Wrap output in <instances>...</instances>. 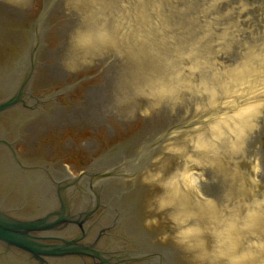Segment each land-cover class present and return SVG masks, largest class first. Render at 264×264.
I'll list each match as a JSON object with an SVG mask.
<instances>
[{
  "label": "rangeland",
  "instance_id": "1",
  "mask_svg": "<svg viewBox=\"0 0 264 264\" xmlns=\"http://www.w3.org/2000/svg\"><path fill=\"white\" fill-rule=\"evenodd\" d=\"M43 8L47 9L43 21L29 26L25 35L14 32ZM139 8L143 9L141 17L136 16ZM123 14L129 15L128 22L116 19ZM0 19V34L31 41L32 46L38 41L34 47L53 62L60 77L66 78L72 71L94 72L89 81L97 86L86 92L83 105L77 108L88 128L103 129L107 122L120 120L132 134L140 131L133 143L120 151L131 160L124 165L126 172L132 173L130 178L108 175L123 214L138 231H166L170 244L160 245V249L181 264H237L230 256L216 254L223 246L217 235L230 226L236 253L245 256L243 264H264V223L248 229L241 222L251 210L244 209L245 205L252 208L255 199L264 198V95L252 101L263 80L258 79L257 86L242 83L238 88L229 83L224 86V80L218 79H229L227 70L242 62L248 64L240 70L261 71L264 0H0ZM90 26L93 29H83ZM79 29L91 34L86 41L102 42L85 51L74 43ZM51 32L55 39H50ZM42 41L61 45L48 51ZM195 55L198 64L192 63ZM169 73H186L193 85L179 87L174 95L165 89L167 95L157 96L154 81H163ZM198 78L201 88L195 85ZM216 82L218 87H212ZM159 87L163 85L156 89ZM228 91L233 95L228 96ZM222 96L239 106L248 100L256 105L258 111L252 115L253 126L245 134L244 148L235 153L220 146L215 166L204 165L202 170L189 167L190 172L201 174L202 181L186 182L185 204L173 194L167 197L165 182L179 186L182 168L192 167L187 155L199 154L187 139L189 132L194 126L205 129L215 115L231 112L228 104L217 105ZM182 119L187 135L183 141L169 138L157 142L156 136L169 123L178 124ZM169 145L173 148L167 149ZM119 159L117 155L103 165ZM256 164L257 173L251 180ZM149 173L152 177L147 179ZM249 179L253 186H246ZM121 180L125 183L116 184ZM162 198L169 204L161 206ZM155 200L159 204L156 210ZM189 209L195 214H188Z\"/></svg>",
  "mask_w": 264,
  "mask_h": 264
},
{
  "label": "flooded vegetation",
  "instance_id": "2",
  "mask_svg": "<svg viewBox=\"0 0 264 264\" xmlns=\"http://www.w3.org/2000/svg\"><path fill=\"white\" fill-rule=\"evenodd\" d=\"M17 31L25 34L22 27H19ZM47 43H49L48 51L55 50L59 44L58 41H47ZM11 49H9L11 59L20 61L23 57L22 49ZM40 65V62L36 65L34 77L28 86L29 94L27 96L29 98L25 101V105L34 107L36 112H24V107L21 105L17 107L18 111L13 113L12 118L5 113H0V135H5L2 139L6 140V143H0V165H6V171L5 169L0 170V202L5 204L6 201V207L9 206V208L7 207L8 214L21 219L45 216L46 213L56 208L59 192L66 196L71 208L76 201L75 197L85 203L86 192L75 193V185L66 175L67 172L63 166L68 164V168L71 167L74 173L89 170L96 174L102 167L98 164L104 163L108 157L114 155L120 148L127 146L135 137L134 134L130 135L127 129H122L114 123L109 124L112 130L106 129L97 132L70 126L59 128L52 124L40 131L39 129L31 131L32 120H50L49 116L56 114L57 110L74 107L76 100H82V95L90 86L86 81L82 82V85H78L72 81L73 78L70 81L66 79L60 85L43 86L39 79L40 68L42 70L48 64ZM86 75L77 74L76 77L81 79ZM73 77L75 78V75ZM76 86L74 94L69 95L68 91ZM49 96H54V98L48 100ZM46 98L47 100H41ZM37 99H40L39 104ZM95 223L92 221L91 224H86V228L91 226V230L87 236L79 238L78 242L84 245L96 242L98 244L95 245L96 247L108 250L113 258L125 259L138 251L139 244L142 243L134 238L142 237L145 234L156 236L161 233L159 230L128 232L122 229L107 233L106 231L102 232V229H93ZM56 235L78 238L80 231L78 227L77 230H74L72 226L66 225L64 229L56 231ZM150 243L154 245V242ZM155 243H158V248H160V242L156 241ZM125 250L134 253L129 256ZM135 256L137 257L138 254ZM47 260L48 263L43 264H103L97 258L81 256ZM122 262L113 261L108 264H127ZM0 264L41 263L25 251L9 250L0 246ZM134 264L142 263L135 262Z\"/></svg>",
  "mask_w": 264,
  "mask_h": 264
},
{
  "label": "bare ground",
  "instance_id": "3",
  "mask_svg": "<svg viewBox=\"0 0 264 264\" xmlns=\"http://www.w3.org/2000/svg\"><path fill=\"white\" fill-rule=\"evenodd\" d=\"M93 1V0H91ZM143 9L139 8L137 9L136 16H140L142 15ZM128 17L126 14L123 15H118L117 16V20L120 22H128ZM83 28V27H82ZM83 29H87V30H91L93 29V26L87 27V28H83ZM98 30V29H97ZM133 31H136L135 35H138L137 31L138 28L134 29ZM88 32V31H87ZM91 34L85 33L84 30L79 29L76 32V40L74 41V43L78 46L83 48L85 51H88V49L93 48L97 43H101L102 41H86L85 37L90 36ZM81 40V41H80ZM96 40H99L98 38ZM261 51V49H260ZM199 55V52H198ZM246 57V56H245ZM194 60H192V63L198 64L197 61V56L195 55V58H193ZM248 62H242V63H238L235 64L232 68L227 70V74L228 78L227 80L222 79V78H218L221 82L224 80L223 85L227 86V83H229L231 85V87H237L238 88L240 86H242V83H248L250 86L251 84H255L256 86L258 85L259 81L258 79L263 80V82H261V86L258 90L260 91H255L254 90V95L252 97L253 98L252 101L257 100L261 95H264V59L263 61L259 64V68L261 69L260 72H256L255 68L252 69H248L245 68L240 70L238 68H240L241 66L247 65ZM193 66V65H192ZM191 68V67H190ZM255 71V73H253ZM199 77L204 78V76L201 74V72H199ZM188 74L183 73L182 75L178 76V74H172L169 73V76L167 78H165L163 81H160L158 79H156L154 81L155 85V90L157 92V96H161L160 94H170V95H174L176 93V91L178 90L179 87L182 86H187V83L190 85L193 83L189 80ZM262 76V78H261ZM232 77V79H230ZM217 79V77H216ZM235 80H237L238 82L236 83ZM260 80V81H261ZM163 85V87H159V89H156L158 85ZM220 84V83H219ZM196 87L201 88V81L200 78H198V80H196L195 82ZM240 85V86H239ZM212 87L217 88V82H216V86L212 85ZM165 89L168 90L167 94L165 92ZM159 93V94H158ZM228 96L229 95H233L232 93H230L229 91L227 92ZM215 98V97H214ZM213 95L210 96V100L214 101L213 99ZM222 98L224 99H220L218 100V106H222L224 104H228L227 109H230V113H227L225 115H215L214 117H212L211 122L209 124H207L202 128L201 127H197L194 126L195 128H193V131H191L192 133L189 132L190 137H187L188 141H190L193 145V148H196L197 150H199V154H196V156L193 155H187V160L189 159L190 162L192 163V167L191 166H184L182 168V170L180 171L181 175L178 178L179 181V186L172 181H166L165 182V195H167V197L175 195L177 198H183V202L184 204L186 203L185 200V187L186 182L187 183H201L202 178H201V174L200 173H196V172H190V168H198L199 170H202L204 165H208V164H214V166L216 165V161L218 159L219 153H220V146L226 148L227 150H232L235 153L236 152H241L243 147V142L245 139V134L247 133V130L249 128H251L253 126V118L252 115L257 113V108L254 107V102L251 103V101H247L248 103H244L242 106H239V103L236 101H232L230 99H227V97L222 96ZM248 98H246L247 100ZM234 102H236L234 104ZM201 105V104H200ZM256 106V105H255ZM213 114V113H212ZM213 116V115H212ZM196 121H198V119H196ZM187 122V121H186ZM185 122V123H186ZM191 122V121H190ZM182 127H178V126H173L170 127L167 132L165 133V135L163 136L165 139H175L174 142H180L183 141L181 138H185V133L186 130H183ZM178 128H180L181 130H179ZM229 134H226V133ZM231 133V135H230ZM179 134V136L177 137V135ZM218 142H219V146H218ZM167 145L170 144V142L168 141L166 143ZM171 149L173 148L172 146H168L167 149ZM176 148V147H175ZM179 149V148H178ZM185 151H188V149H186ZM184 151V152H185ZM198 166V167H197ZM190 167V168H189ZM189 168V169H188ZM257 168L258 165L256 164L255 166H253V169L251 170V176L250 179L253 180L255 174L257 173ZM195 173V175L197 176H193V174ZM175 177H177V174L175 175ZM174 178V175L171 177ZM247 178L245 177V180ZM247 181L248 183H250L249 185L246 186H253L252 182L253 181ZM171 180V179H170ZM197 181V182H195ZM242 185V183H240ZM181 185V186H180ZM243 187V185H242ZM170 194V195H169ZM162 200H165V198H162ZM163 205H167L169 204V201H164L162 203ZM253 204V203H252ZM244 209H248L250 210V212L247 213V215H244V217L241 219V222L246 225L249 228H252L253 226H258L259 224H261L262 222L264 223V198H262L261 200L259 199H255L254 200V205L252 206V208H249L248 205H245ZM188 214H195L193 213L192 210H188ZM229 224V223H228ZM233 228H230V226H227V228L220 234H218L217 236H220V239L223 243V246L218 250V253H216L217 255H225V256H230V258H232L234 260V263L236 262L237 264H243L244 258L245 256L242 255V252H238L236 253L235 250V239L232 237L231 232H232ZM220 232V231H219ZM230 237V244L228 242V238ZM233 239V240H232ZM242 255V256H241ZM239 257V258H238Z\"/></svg>",
  "mask_w": 264,
  "mask_h": 264
},
{
  "label": "water",
  "instance_id": "4",
  "mask_svg": "<svg viewBox=\"0 0 264 264\" xmlns=\"http://www.w3.org/2000/svg\"><path fill=\"white\" fill-rule=\"evenodd\" d=\"M3 37L6 38V60H8L10 57H9L8 52H7V49L10 46H13L14 41H24V40L17 38V37L0 34V39H2ZM27 48L28 49L31 48V50L29 51L30 54H33L36 51L37 54L38 53H39V55L41 54L42 59H44L47 63H49V65L46 66L45 72H43V76H42L43 77L42 81H43L44 85H51V84H53V83H55L61 79V77H60L58 71L56 70L53 62L47 56H45L39 49L35 48L32 45H30V46L27 45ZM25 84H26V80H24V82L22 83L21 86L23 87V86H25ZM15 100L16 99H13L11 101H7L6 107L11 106ZM58 117L59 118L66 117L69 119V122L64 123V124H72V123L79 124V122H81V123L85 124V127H87L85 121L83 120V118H82V116H81V114L77 108L70 110L69 112H65L63 110H60ZM41 122H44V121H41ZM60 122H62V121H59V123ZM81 127H84V126H81ZM102 179H106V184H107V187L104 190L103 196L105 198H107L108 205H112L110 210H109V219H107V221H106L108 224L111 221L112 216L115 214L113 204H115L117 206V208H119V209H121V207H120V204L117 200V197L115 195V192L112 188V185L110 183L108 176L102 177ZM122 213H123V211H122ZM121 216L125 219L124 220L125 226L123 227L124 229L138 231L133 226V224L126 218V216L124 214H121ZM36 227L37 228L39 227L38 222H20L17 220H13V219L11 220L9 218H6V230L2 229V227H0V236L4 237V239H6V241L10 242L12 245L23 248L32 254L42 253L45 255H62V254H67V253L70 254V253H73L74 251H78V250H79L78 252H80V251L84 252L82 249H79V248H73V247L71 248V242H64L61 245L47 244V243L44 244V243L36 242L34 239H31V236L28 233V230L34 229ZM137 239L142 244L145 241L148 243V239L145 238L144 236L137 238ZM162 253H164V252L162 251ZM151 264H181V263H179L178 261H176L175 259H173L172 257H170L169 255H167L165 253L159 260H155Z\"/></svg>",
  "mask_w": 264,
  "mask_h": 264
}]
</instances>
